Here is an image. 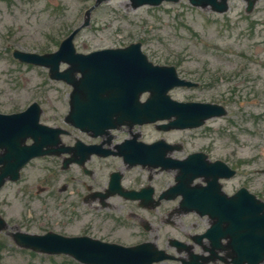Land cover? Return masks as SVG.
I'll list each match as a JSON object with an SVG mask.
<instances>
[{"label": "flooded vegetation", "instance_id": "1", "mask_svg": "<svg viewBox=\"0 0 264 264\" xmlns=\"http://www.w3.org/2000/svg\"><path fill=\"white\" fill-rule=\"evenodd\" d=\"M3 1L14 17L16 13H22L31 0ZM14 62L23 68H32L15 60ZM15 82L14 86L17 87L18 82ZM50 82L62 87L54 97L45 91L0 95V115L16 116L26 112L30 105L37 104L39 123L60 131L58 134L51 132L40 139L39 133L42 132L39 130H46L34 126L32 110L31 116L15 119L21 128L17 140L10 137L0 147V158L4 164L15 166L21 161L24 162L18 179L14 182L7 180L1 189L7 185L18 184L25 176V170L29 168L36 171L34 177L42 181L34 188H24V194L32 190L29 195L27 193L22 197L17 193L16 197L20 202L17 211L8 213L0 207V234L4 238H0V252L8 245L12 247L10 250L29 258L62 256H50L22 247L15 236L21 233L37 236L51 233L62 237H88V231L93 228L95 212L105 209L106 223L112 224L109 233L123 229L129 237L126 242L119 239H110L108 242L130 247L148 244L155 252L161 250L170 254L169 258L173 259L156 264H190L194 261L201 263L203 258L212 256L210 252L204 251L210 247V241L195 236L205 232L212 219L207 215L198 216L195 204L201 211L215 209L221 201H230L231 207L236 208L239 203L242 208L253 207L254 204L256 208L251 209L252 215L263 214L264 210L259 207L260 204L264 206V184L254 188L251 184V172L241 170V167L249 166V163L242 159L234 160V144L238 145L234 142L238 139L232 140L229 124L212 126L207 131L206 126L161 131L155 124L122 125L114 130L100 131L94 136L90 132L82 133L72 126L73 119L71 120L69 113L71 86L63 81ZM146 97L147 94H143L141 99ZM78 99L77 97L72 100L74 106L78 104ZM56 103L63 105L60 113L56 112ZM239 103L243 104L242 101ZM219 104L227 109L226 115L213 118L210 120L212 122L228 116L227 103L222 101ZM46 105L50 113L45 112ZM76 107L80 108L79 104ZM149 129H153L158 136L149 135L146 132ZM178 132L199 134L201 136L198 139L206 141L202 146L195 147L187 140H168L170 135ZM35 138L36 143L42 144L41 148L34 146L39 152H43L38 156L34 154L32 147ZM155 142L162 144L153 145ZM16 167H12L13 170ZM230 170L235 174L226 177ZM178 172H186V181L182 186L187 202L184 209L179 205L182 195L176 198L160 197L174 183ZM255 172L264 174L260 170ZM189 178L191 181L187 182ZM238 179L241 180L237 181ZM196 186L204 193L189 195V192H195ZM242 189L244 191L239 192ZM142 190L151 191V201L148 203L143 199H126L119 193ZM250 198L254 202L248 200ZM65 206L74 208V212L66 210ZM61 207L64 209L58 211ZM186 218L187 221L183 220ZM79 222H84V229L76 233ZM177 223H182V226L179 227ZM183 223L190 224L186 228ZM254 228L255 235L264 232L263 224L255 225ZM110 236L111 234L108 235ZM252 239L256 241L255 237ZM176 240L184 244L173 243ZM254 244L258 245L257 241ZM220 247L221 250L216 251L214 260L208 264H232L230 262L234 251L231 250L229 242L222 238ZM259 264H264V260Z\"/></svg>", "mask_w": 264, "mask_h": 264}, {"label": "rangeland", "instance_id": "2", "mask_svg": "<svg viewBox=\"0 0 264 264\" xmlns=\"http://www.w3.org/2000/svg\"><path fill=\"white\" fill-rule=\"evenodd\" d=\"M93 3L94 0H31L22 13L13 17L8 6L0 0V95L45 91L51 97L56 96L62 88L60 84L46 81V73L41 68L16 65L10 52L13 47L39 54L54 51L57 40L61 41L81 24L84 10ZM255 5L250 13H245V5L240 0H229L228 11L218 15L191 7L187 0L156 7L145 5L134 10L130 9L127 0H110L92 11L90 26L79 31L74 46L79 52H91L139 42L142 53L150 62L172 64L181 78L198 83L195 89L171 90V98L181 102L225 101L228 116L206 122L205 130L229 124L232 140L238 139L233 141L238 144H234V160L249 163L241 170L251 172V184L255 188L264 184V175L255 172L264 171V0H257ZM55 107L57 110L54 111L58 113L63 109L62 103H56ZM44 108L45 112H51L47 105ZM146 132L158 136L153 129ZM198 136L201 135L178 132L170 135L168 140H187L195 147L202 146L206 140H200ZM34 174L33 169H26L18 184L0 189V207L8 213L17 211L20 202L16 196L29 195L32 190L24 194V188H34L42 183ZM64 208L70 212L75 210L68 206ZM77 224L80 226L76 225V233L82 232L84 222ZM177 224L182 226V223ZM189 224H185L186 228ZM111 225L106 223L105 209L99 210L95 212L93 228L87 235L106 242L110 239L126 242L129 238L126 231L116 229L109 233ZM0 238H3L2 234ZM10 249L5 245L1 250L0 264H76L64 257L54 260L29 258Z\"/></svg>", "mask_w": 264, "mask_h": 264}, {"label": "water", "instance_id": "3", "mask_svg": "<svg viewBox=\"0 0 264 264\" xmlns=\"http://www.w3.org/2000/svg\"><path fill=\"white\" fill-rule=\"evenodd\" d=\"M101 1L97 0L96 4ZM132 9L145 4L156 6V4L167 0H130ZM177 2L178 0H169ZM189 4L195 7L211 8L217 12H224L227 9L226 0H189ZM89 15V12H88ZM88 20L83 25H88ZM78 30L69 34L61 44L58 52L43 56L28 53H17L15 56L21 61L48 67L53 78L63 77L58 74L60 61L70 63V72L81 73V83L75 84L71 79L65 77L69 83H73L74 91L80 93L82 88L87 92L86 110H83L82 129H89L98 132L99 127L104 129L116 127L126 120L132 123H150L156 119L168 118L174 115L172 126L184 127L195 126L213 115H219L217 108L209 104H177L170 102L166 93L175 86H193L185 80H179L175 75L172 66L155 67L151 65L146 57L140 52V44L135 43L125 49L102 50L86 56L75 55L71 41ZM59 76V77H58ZM143 91H150L149 100L143 104L138 102V95ZM99 98H95L97 95ZM106 94V95H105ZM165 111V114L162 113ZM168 111V112H167ZM167 113V114H166ZM116 117L113 122L112 117ZM5 125L0 126V145L6 142V134L10 133ZM8 125V124H7ZM9 138V135H8ZM2 163V161H0ZM22 165V164H20ZM20 167V166H18ZM7 167L0 169V186L7 175ZM14 174L12 179H16ZM227 212L230 222L232 217L228 209L215 210L217 217ZM213 212V211H212ZM215 216L214 214H212ZM220 219H224L220 217ZM246 219L241 218L240 223ZM219 228V226H216ZM242 239V238H241ZM35 240L29 244L35 245ZM50 252L68 251L74 258L86 264H143L138 260L136 251H129L126 248L116 245H108L101 242H83L81 239H68L59 243L57 248L46 247L47 242H37ZM39 247V246H38ZM40 248V247H39ZM43 249V250H44ZM42 250V249H41ZM245 258L249 260L261 259L262 255L248 254Z\"/></svg>", "mask_w": 264, "mask_h": 264}]
</instances>
